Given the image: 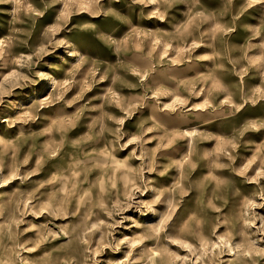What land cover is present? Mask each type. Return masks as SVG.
<instances>
[{
    "label": "rangeland",
    "instance_id": "374dc122",
    "mask_svg": "<svg viewBox=\"0 0 264 264\" xmlns=\"http://www.w3.org/2000/svg\"><path fill=\"white\" fill-rule=\"evenodd\" d=\"M0 264H264V0H0Z\"/></svg>",
    "mask_w": 264,
    "mask_h": 264
},
{
    "label": "bare ground",
    "instance_id": "6f19581e",
    "mask_svg": "<svg viewBox=\"0 0 264 264\" xmlns=\"http://www.w3.org/2000/svg\"><path fill=\"white\" fill-rule=\"evenodd\" d=\"M3 184V183H2Z\"/></svg>",
    "mask_w": 264,
    "mask_h": 264
}]
</instances>
